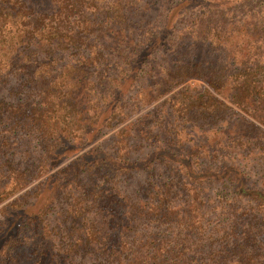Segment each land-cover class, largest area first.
Instances as JSON below:
<instances>
[{"label":"trees","instance_id":"trees-1","mask_svg":"<svg viewBox=\"0 0 264 264\" xmlns=\"http://www.w3.org/2000/svg\"><path fill=\"white\" fill-rule=\"evenodd\" d=\"M212 1L0 0V264H264V49Z\"/></svg>","mask_w":264,"mask_h":264},{"label":"rangeland","instance_id":"rangeland-1","mask_svg":"<svg viewBox=\"0 0 264 264\" xmlns=\"http://www.w3.org/2000/svg\"><path fill=\"white\" fill-rule=\"evenodd\" d=\"M212 15L214 21L213 30H215L219 34H226L227 36L234 37V35H239L243 38V49H251V48H259L264 49V0H214L212 1ZM192 13L186 11L184 9L171 10L167 16V21L170 26L180 22V25L184 23V21L188 18L196 17L197 11ZM171 30V28H170ZM232 46L235 47V44ZM261 83L264 86V68L260 72ZM206 83L199 78H192L187 80L185 86L192 90H201L205 87ZM243 116L245 117L244 123L248 127L250 126L248 123L255 122L258 128L261 130L258 134L262 136L259 140V143L256 145L251 142H255V140L248 141V145H245V149L243 150V156L240 158L243 160L244 167L248 170L251 175V180L256 182L257 184L264 186V117L263 120L260 121L258 118L253 115L243 112ZM259 130H257L258 132ZM3 134L2 128H0V136ZM101 137L102 138H105ZM32 143L36 144L32 141ZM89 147H85L84 149H88ZM75 155L70 154L67 157L60 156L56 159L54 166L51 169L50 175L55 173L56 169L62 165H65L69 162ZM42 180L38 178L32 181L29 187H32L35 184H38ZM21 191L16 192L15 194H11L6 196L3 194L0 196V208L1 206L7 204L11 199L15 196L19 195ZM231 192L229 188L218 187L216 189V197L219 198L222 202L230 200ZM46 194L37 197L36 204L33 206L34 210H37L42 203L46 202ZM222 206L219 203V207L216 208L214 218L211 219L213 224L217 225V228H220L219 219L222 218ZM19 223V220L16 222ZM15 227V226H13ZM220 231L215 232V236L208 238L209 243L220 244ZM6 234H0V243L4 239Z\"/></svg>","mask_w":264,"mask_h":264}]
</instances>
